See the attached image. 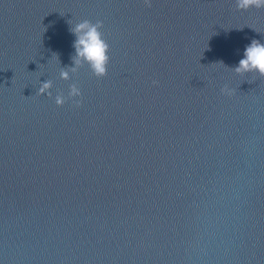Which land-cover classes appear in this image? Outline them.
<instances>
[{
    "label": "water",
    "instance_id": "1",
    "mask_svg": "<svg viewBox=\"0 0 264 264\" xmlns=\"http://www.w3.org/2000/svg\"><path fill=\"white\" fill-rule=\"evenodd\" d=\"M253 41L236 0H0V264H264Z\"/></svg>",
    "mask_w": 264,
    "mask_h": 264
},
{
    "label": "clouds",
    "instance_id": "2",
    "mask_svg": "<svg viewBox=\"0 0 264 264\" xmlns=\"http://www.w3.org/2000/svg\"><path fill=\"white\" fill-rule=\"evenodd\" d=\"M236 3L240 9L264 7V0H236ZM73 34L76 36L73 45L76 50L75 63L79 64L84 61L90 66L96 76H104L108 61V56L106 55L107 45L101 39L98 26L84 22L73 29ZM236 70L238 72L257 71L264 75V45L253 41L247 46L244 51V58L239 62ZM61 75L63 79H67V73H62ZM50 87V83H45L40 90L41 93ZM71 95H79L75 87L71 89ZM56 103L57 105L62 104L63 99L58 97Z\"/></svg>",
    "mask_w": 264,
    "mask_h": 264
}]
</instances>
